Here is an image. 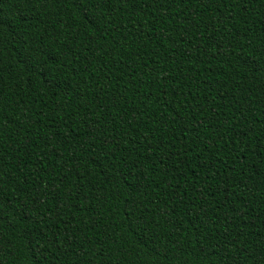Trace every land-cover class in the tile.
I'll use <instances>...</instances> for the list:
<instances>
[{
  "label": "trees",
  "instance_id": "obj_1",
  "mask_svg": "<svg viewBox=\"0 0 264 264\" xmlns=\"http://www.w3.org/2000/svg\"><path fill=\"white\" fill-rule=\"evenodd\" d=\"M0 264H264V0H0Z\"/></svg>",
  "mask_w": 264,
  "mask_h": 264
}]
</instances>
